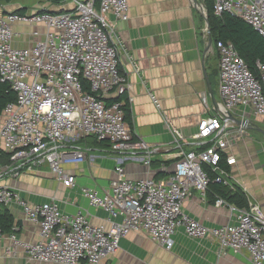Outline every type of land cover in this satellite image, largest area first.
<instances>
[{
  "label": "built area",
  "instance_id": "1",
  "mask_svg": "<svg viewBox=\"0 0 264 264\" xmlns=\"http://www.w3.org/2000/svg\"><path fill=\"white\" fill-rule=\"evenodd\" d=\"M212 1L215 14L235 15L264 38V0ZM72 2L66 11L0 14V81L8 83L16 96L2 112L0 176L3 171L17 175L46 165L65 187H72L75 175L67 167L85 159L84 150L77 144L85 137L108 141L112 153L129 158L141 155L147 168L158 151L132 134L121 101H105L110 94L117 96L127 90L126 76L119 69L123 45L115 44L114 23L107 14L125 21L128 0ZM15 23L43 24L44 39L29 47H14ZM212 44L219 56L221 102L213 115L202 120L190 148L185 149L180 134L175 133L170 177L134 179L125 176L119 164L106 193L99 195L82 188L91 205L107 212V227L92 224L82 212L61 213L53 200L28 202L0 185V206L18 204L24 219L38 228L39 237L34 242L10 233L13 247L21 248L28 260L38 264H79L81 260L98 264L113 255L119 240L132 231H142L157 245L170 249L172 236L181 227L188 237H209L233 253L246 250L252 264H264V213L258 205L239 210L235 223L218 227L205 226L182 210L193 190L205 196L211 181L206 169H218L222 153L245 134L244 119L264 116V64L256 61L254 74L230 42L217 40ZM125 53L131 60L132 56ZM84 83L89 90L84 89ZM149 95L159 108L155 95ZM238 107L243 124L230 118ZM3 155L8 163L1 162ZM226 162L233 164L235 159L228 157ZM214 181L229 184L221 175ZM214 204L230 207L222 197H216ZM118 216L121 220L114 221Z\"/></svg>",
  "mask_w": 264,
  "mask_h": 264
},
{
  "label": "crops",
  "instance_id": "2",
  "mask_svg": "<svg viewBox=\"0 0 264 264\" xmlns=\"http://www.w3.org/2000/svg\"><path fill=\"white\" fill-rule=\"evenodd\" d=\"M13 0L0 3V14L26 7L27 12L70 10L72 0ZM204 0H128V17L115 20L112 14L107 19L114 23L113 40L119 52V69L127 79L123 95L110 94V100L120 97L129 106V122L132 134L157 148L150 167L142 156L126 157L112 153L108 144L85 137L77 144L84 150L85 159L68 166L75 175L74 185L65 187L46 165L31 170H22L17 175L3 171L0 185L16 191L28 202L43 203L53 200L61 213L86 214L94 225L109 226L107 212L89 203L81 190L89 188L99 195L109 191L114 169L121 165L125 176L138 179L150 175L155 180H167L172 174L175 160V133L184 148L194 142L202 120L213 115L221 98L218 90L219 56L213 44L208 47ZM43 24L13 25V46L24 48L44 39ZM37 31V34L34 33ZM212 43H214L212 41ZM125 51L132 56L130 60ZM135 67L138 70H135ZM154 94L159 108L152 102ZM129 99V100H128ZM233 117L246 122L245 134L226 151V158L235 159L228 172L217 170L226 178L228 185L238 186L244 192L247 207L258 205L264 213V116L250 115L242 120L240 108ZM3 115H0V124ZM156 164H155V163ZM161 171L157 176V172ZM157 176V177H156ZM215 198L207 191L201 196L193 190L183 202L182 210L190 217L208 227L233 224L240 208L234 204L215 206ZM6 207L14 218L13 233L18 239L38 240V228L27 222L18 204ZM246 207V208H247ZM120 221L121 216L113 219ZM10 233L0 234V264H38L28 260L25 252L13 247ZM173 246L166 249L153 242L144 232L132 231L119 240L113 255L98 264H252L246 250L233 253L222 249L209 237L192 238L181 227L173 234ZM58 264V263H42ZM79 264H89L81 260Z\"/></svg>",
  "mask_w": 264,
  "mask_h": 264
},
{
  "label": "trees",
  "instance_id": "3",
  "mask_svg": "<svg viewBox=\"0 0 264 264\" xmlns=\"http://www.w3.org/2000/svg\"><path fill=\"white\" fill-rule=\"evenodd\" d=\"M11 1L13 0H0V3H9ZM203 4L205 7L208 29L210 31L212 41L216 42L217 40H221L224 42H230L239 55L245 60L250 71L257 74L256 61H260L264 64V38L260 36L247 22L235 15L228 12L215 14L213 11L212 0H204ZM14 12L23 14L27 12V8H16ZM84 89L89 90L88 85L85 83ZM15 97V92L12 90L11 86L6 82L0 81V115L3 112L5 105L8 102L14 101ZM113 100L121 101L120 97H118L106 100V102L109 104ZM121 109L124 112V120L130 126V112L126 99L125 102L121 104ZM98 142H106L105 144H108L109 147L108 141L101 140ZM1 162L3 164L8 163V158L4 155L1 156ZM218 169L224 172H228L230 170L229 165L226 163L225 153H222ZM206 170L208 171L211 179L208 185V192L210 195H213L215 199L216 197H222L228 203L234 204L240 208H246L248 206L245 194L240 187L234 185H231L230 187L229 185H224L221 182H216L214 179L218 175L217 170L214 171L210 168H207ZM160 173L161 171H158L156 175L159 176ZM13 224L14 218L10 211L4 206H0V234L10 233L12 231Z\"/></svg>",
  "mask_w": 264,
  "mask_h": 264
},
{
  "label": "water",
  "instance_id": "4",
  "mask_svg": "<svg viewBox=\"0 0 264 264\" xmlns=\"http://www.w3.org/2000/svg\"><path fill=\"white\" fill-rule=\"evenodd\" d=\"M205 18H206V13H205ZM206 29H207V34H208V47H209L212 44V37H211L210 31L208 29L207 18H206ZM230 118L233 119L236 123H242V124L244 123V122H241L240 120H236L231 114H230Z\"/></svg>",
  "mask_w": 264,
  "mask_h": 264
},
{
  "label": "rangeland",
  "instance_id": "5",
  "mask_svg": "<svg viewBox=\"0 0 264 264\" xmlns=\"http://www.w3.org/2000/svg\"><path fill=\"white\" fill-rule=\"evenodd\" d=\"M65 1V4H67V7L70 5L68 0H64Z\"/></svg>",
  "mask_w": 264,
  "mask_h": 264
}]
</instances>
